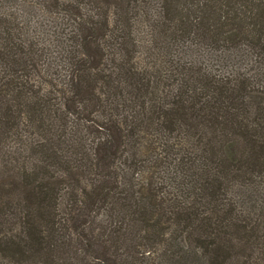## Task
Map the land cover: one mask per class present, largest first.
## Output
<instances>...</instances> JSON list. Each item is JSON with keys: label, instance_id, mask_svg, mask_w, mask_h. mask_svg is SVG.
Returning <instances> with one entry per match:
<instances>
[{"label": "trees", "instance_id": "1", "mask_svg": "<svg viewBox=\"0 0 264 264\" xmlns=\"http://www.w3.org/2000/svg\"><path fill=\"white\" fill-rule=\"evenodd\" d=\"M0 264H264V0H0Z\"/></svg>", "mask_w": 264, "mask_h": 264}]
</instances>
